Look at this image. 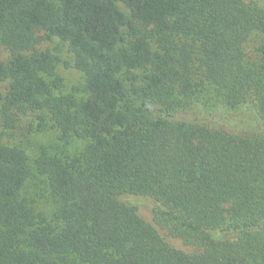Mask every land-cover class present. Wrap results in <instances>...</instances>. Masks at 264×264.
Instances as JSON below:
<instances>
[{
  "label": "trees",
  "instance_id": "1",
  "mask_svg": "<svg viewBox=\"0 0 264 264\" xmlns=\"http://www.w3.org/2000/svg\"><path fill=\"white\" fill-rule=\"evenodd\" d=\"M253 33L264 36V0H0V126L35 115L58 142L87 143L31 161L0 141V264H264ZM54 38L84 76L81 95L62 93L41 49ZM39 176L52 200L40 209ZM135 198L153 202L152 222Z\"/></svg>",
  "mask_w": 264,
  "mask_h": 264
},
{
  "label": "rangeland",
  "instance_id": "2",
  "mask_svg": "<svg viewBox=\"0 0 264 264\" xmlns=\"http://www.w3.org/2000/svg\"><path fill=\"white\" fill-rule=\"evenodd\" d=\"M264 45V36L259 33H253L245 47L247 62L254 63L260 58V49ZM42 50H49L55 57L57 63V72L63 80L62 93H76L81 95L77 89H83L84 76L74 68V57L70 51L69 45L58 38L47 41L41 45ZM0 56L5 59L7 53L3 48H0ZM79 92V93H78ZM205 101L207 95L205 96ZM222 98L217 95L214 90H211L210 100L206 105V110L215 113L222 106ZM203 108L199 103L192 104L184 109L181 115L186 120H193ZM234 112V111H232ZM38 120L35 115L22 117L17 123L15 129L6 130L0 126V141L8 145H16L25 150L31 161H34L44 151L53 154L56 151L63 150L65 153L79 154L86 147V142L80 139L73 138L69 145L58 142V133L49 126L45 132H40L38 129ZM30 195L36 198L39 209L51 205L50 188L48 187L44 177L32 179L30 184ZM40 199L43 201L40 202ZM133 201L140 207L141 215L149 221H153L154 204L149 199L135 198Z\"/></svg>",
  "mask_w": 264,
  "mask_h": 264
}]
</instances>
